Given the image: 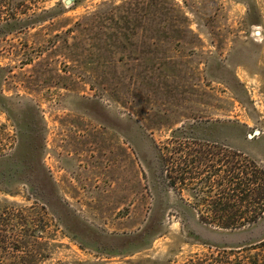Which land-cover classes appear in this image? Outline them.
I'll return each mask as SVG.
<instances>
[{
	"label": "rangeland",
	"instance_id": "rangeland-1",
	"mask_svg": "<svg viewBox=\"0 0 264 264\" xmlns=\"http://www.w3.org/2000/svg\"><path fill=\"white\" fill-rule=\"evenodd\" d=\"M205 143L264 167V0H0V264H264Z\"/></svg>",
	"mask_w": 264,
	"mask_h": 264
},
{
	"label": "trees",
	"instance_id": "trees-1",
	"mask_svg": "<svg viewBox=\"0 0 264 264\" xmlns=\"http://www.w3.org/2000/svg\"><path fill=\"white\" fill-rule=\"evenodd\" d=\"M159 153L165 171L170 172L169 158L164 152ZM187 168H183V180ZM204 182L205 218L202 221L205 223L236 229L254 224L263 217L264 167L241 152L224 145L205 143ZM200 213L204 214L203 211Z\"/></svg>",
	"mask_w": 264,
	"mask_h": 264
},
{
	"label": "water",
	"instance_id": "water-1",
	"mask_svg": "<svg viewBox=\"0 0 264 264\" xmlns=\"http://www.w3.org/2000/svg\"><path fill=\"white\" fill-rule=\"evenodd\" d=\"M67 2L69 3V2H70V0H67Z\"/></svg>",
	"mask_w": 264,
	"mask_h": 264
}]
</instances>
